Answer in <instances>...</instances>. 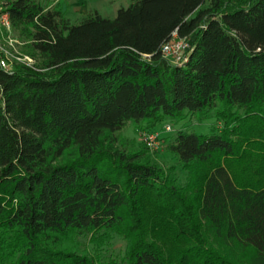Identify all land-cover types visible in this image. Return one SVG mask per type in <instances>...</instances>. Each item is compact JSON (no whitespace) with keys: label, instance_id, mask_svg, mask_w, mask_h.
Returning a JSON list of instances; mask_svg holds the SVG:
<instances>
[{"label":"trees","instance_id":"trees-1","mask_svg":"<svg viewBox=\"0 0 264 264\" xmlns=\"http://www.w3.org/2000/svg\"><path fill=\"white\" fill-rule=\"evenodd\" d=\"M3 5L36 68L0 69V264H264V0H131L76 23L41 0ZM174 34L184 63L162 54ZM211 112L219 129L167 145L184 185L145 144L118 145L130 120ZM150 205L187 243L174 259L149 236Z\"/></svg>","mask_w":264,"mask_h":264},{"label":"rangeland","instance_id":"rangeland-1","mask_svg":"<svg viewBox=\"0 0 264 264\" xmlns=\"http://www.w3.org/2000/svg\"><path fill=\"white\" fill-rule=\"evenodd\" d=\"M4 1L5 0H0V4H4ZM41 1L43 4H48L50 6L57 5L60 9L61 5L67 6V0H60V2L59 0ZM130 3L131 0H100L97 4L99 9L96 7H93V9L98 10L99 13L105 17L114 18L119 8L127 7ZM67 16L72 20V22L76 23L85 15L68 12ZM20 41L24 44V41ZM21 48L22 45L20 46V50ZM17 65L18 64L16 63L14 64L15 67ZM211 113V117L203 121H199L195 116L189 115L183 121L177 123L173 121H166L157 125L153 130L150 131L142 129L137 130L135 122L130 120L122 130L116 132L118 145L123 149L135 151L141 149V147H144V144L147 147L145 141L146 135H148L150 132H158V147L154 150H150L147 147V150L149 151L152 160L158 163L162 168L166 170L170 168L174 169L179 183L184 185L188 178V171L183 169L178 158L168 151L167 145L174 139L175 134L179 129L193 130L197 133H208L212 129H219L221 127V123L215 118L214 112ZM166 126H170L171 130L167 131ZM220 163L228 165L231 168L233 174H236L238 171L239 165H237L234 160L221 159ZM212 166L213 164L210 163H201L197 164L195 169L197 170L198 174H202L207 172ZM189 196L193 197L194 194L191 192ZM145 213L149 219L148 223L146 224L149 226L147 227V231L150 232L149 236L151 240L153 242L155 241L169 258L174 259L177 255H179V252L187 246V243L175 236V232L172 228L173 219L171 214L168 212V210H160L157 212L155 209H153V205L148 206L145 209ZM154 219H156V221L153 223ZM125 246L126 241L122 237L115 235L114 238L104 246V251L107 252V254L118 256L123 254ZM89 250H91V248H89Z\"/></svg>","mask_w":264,"mask_h":264},{"label":"built area","instance_id":"built-area-1","mask_svg":"<svg viewBox=\"0 0 264 264\" xmlns=\"http://www.w3.org/2000/svg\"><path fill=\"white\" fill-rule=\"evenodd\" d=\"M23 43L13 34V28L9 13L3 4H0V69L13 71L14 64H22L29 68H36V60L20 50ZM190 41L174 34L172 39L162 46V54L173 63H184L188 60ZM14 63V64H13ZM170 131L171 127L166 126ZM158 132H150L146 135V145L150 150L158 147Z\"/></svg>","mask_w":264,"mask_h":264},{"label":"crops","instance_id":"crops-1","mask_svg":"<svg viewBox=\"0 0 264 264\" xmlns=\"http://www.w3.org/2000/svg\"><path fill=\"white\" fill-rule=\"evenodd\" d=\"M98 1L100 0H67V6L61 5V9L66 15L68 12L87 15L91 10H94L93 7L99 9Z\"/></svg>","mask_w":264,"mask_h":264}]
</instances>
